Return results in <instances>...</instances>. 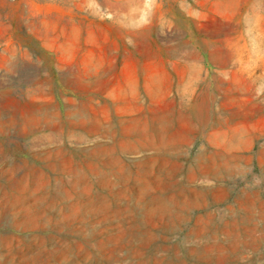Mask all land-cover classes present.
I'll return each instance as SVG.
<instances>
[{
  "label": "rangeland",
  "instance_id": "374dc122",
  "mask_svg": "<svg viewBox=\"0 0 264 264\" xmlns=\"http://www.w3.org/2000/svg\"><path fill=\"white\" fill-rule=\"evenodd\" d=\"M261 41L264 0H0L1 260L209 264L223 215L264 225Z\"/></svg>",
  "mask_w": 264,
  "mask_h": 264
},
{
  "label": "bare ground",
  "instance_id": "6f19581e",
  "mask_svg": "<svg viewBox=\"0 0 264 264\" xmlns=\"http://www.w3.org/2000/svg\"><path fill=\"white\" fill-rule=\"evenodd\" d=\"M5 115V114H4ZM15 119V118H14ZM20 121V120H18ZM18 121H11L10 125L13 123L14 125L16 124V122L18 123ZM36 122L31 124V125H27L25 122H24V134H33L35 131H37L38 129L40 128H48L50 127V120H48V118H45L43 116H39L36 120ZM200 124V123H199ZM22 129V128H21ZM6 130V128H5ZM9 129H7L8 131ZM46 130V129H45ZM4 131V130H3ZM23 131V130H22ZM44 131V130H43ZM9 132V131H8ZM3 134H5L4 132H2ZM10 133V132H9ZM23 134V133H22ZM20 135V133H19ZM41 137V135H40ZM180 154V153H179ZM5 158L7 156H4ZM9 158V157H8ZM2 159V158H1ZM0 159V160H1ZM13 161V160H12ZM196 161V159H195ZM8 161H3L1 163H5L6 164H9V162L7 163ZM202 162V161H201ZM13 163V162H12ZM11 163V164H12ZM14 164V163H13ZM18 164V163H17ZM198 164V163H197ZM10 165V164H9ZM22 165V164H21ZM27 165V164H26ZM25 165V166H26ZM220 165V163H219ZM19 166V165H18ZM221 166V165H220ZM219 166V167H220ZM223 166V164H222ZM225 166V165H224ZM223 166V168H224ZM202 167V166H201ZM226 167V166H225ZM2 168V167H1ZM16 168V166H15ZM14 168V169H15ZM72 168V167H71ZM204 168V167H203ZM230 168V167H229ZM228 168V169H229ZM11 169V168H10ZM17 169V168H16ZM19 169V168H18ZM17 169V170H18ZM68 169H70L68 167ZM227 169V167H226ZM221 170V169H220ZM230 170V169H229ZM70 171V170H69ZM226 171V170H225ZM224 171V172H225ZM57 172V171H55ZM89 172V171H88ZM188 172V171H187ZM200 172V171H199ZM4 173H7V172H0V175H4ZM68 173V172H67ZM74 174V172H71ZM93 173V172H92ZM91 173V174H92ZM98 173V172H97ZM140 173V172H139ZM214 173V172H213ZM212 174V172H211ZM200 175V174H199ZM219 175V174H218ZM217 175V176H218ZM221 175V174H220ZM224 175V174H223ZM89 176V175H88ZM99 176V175H98ZM185 176V174H184ZM202 177V176H200ZM101 178V177H100ZM198 178V177H197ZM218 178V177H216ZM7 179L12 181L13 178V175H7ZM181 179V178H180ZM189 179H191L189 177ZM98 180V179H97ZM179 180V178H178ZM182 180V179H181ZM15 180H13L14 182ZM185 182V181H184ZM186 183V182H185ZM189 183V182H188ZM187 183V184H188ZM12 184V182H11ZM60 184V183H59ZM165 184V183H164ZM167 184V183H166ZM186 184V185H187ZM185 185V184H184ZM189 185V184H188ZM166 187V185L164 186ZM181 188V187H180ZM166 189V188H165ZM31 190V189H30ZM191 190V189H190ZM34 191V189L32 190ZM163 191V190H162ZM226 191V190H225ZM224 192V191H223ZM35 193V192H34ZM77 193V192H76ZM160 193V192H159ZM176 193V192H175ZM180 193V192H179ZM249 193V192H248ZM56 194V193H55ZM79 194V193H78ZM84 195V194H83ZM50 196V195H49ZM56 197V196H55ZM180 197V196H179ZM243 197V196H242ZM10 197H8L7 199H9ZM12 198L14 199L13 201V204L14 203H18V201H20V198L16 195H13ZM144 198V197H143ZM157 198V197H156ZM237 199V198H236ZM247 199V198H246ZM138 200H140L138 198ZM12 201V200H11ZM42 201V199H41ZM214 201V199H213ZM244 201V200H243ZM246 201V200H245ZM250 201V200H248ZM9 202V201H8ZM254 202V201H253ZM172 203V202H171ZM213 203V202H212ZM248 203V202H247ZM258 203V202H257ZM12 203L9 202V204H7L6 202L3 203V210H0V215H2V221L5 219V218H8V213L9 211L11 210V207L13 208V204L11 205ZM177 204V203H176ZM175 204V205H176ZM242 204V203H241ZM249 204V203H248ZM14 205H18V204H14ZM169 205V204H168ZM209 205V204H207ZM211 205V204H210ZM261 205V203H260ZM38 206V205H36ZM171 206V205H170ZM169 206V207H170ZM244 206V204L242 205V207ZM165 207V206H164ZM181 206H178L177 208H179ZM240 208V207H239ZM258 208V207H257ZM28 209L27 206L23 205L21 209L19 210H16L15 208H13V211L12 213L13 214H18L17 211L19 212L20 210H22V212H26V210ZM118 209V207H117ZM243 210L242 214H240V216H234V215H231V216H227V215H223L221 217L222 220H224L223 223H225V227L224 228H219L218 226H216V223L214 222L213 225L216 227L213 228L212 227V230H211V236L210 238L207 237V240H204L203 242L204 243V248H206L207 250V253L205 254H202V252H200V248H192V250L190 249V253L191 255H195V256H199L201 258H204V260L207 262H209V264H211L210 262H215L217 264H236V263H239L241 262L242 260H244L245 258H247V253H252V264H259V258H261V254H260V247L263 245L264 246V225H260L259 222L257 221V216H256V208H255V205L254 204H249L243 208H241ZM259 209V208H258ZM110 210V208H109ZM123 210V209H122ZM179 210V209H178ZM236 210V209H235ZM238 210V209H237ZM169 211V209H168ZM166 211V212H168ZM171 211V210H170ZM234 211V210H233ZM111 212V211H110ZM176 212V211H175ZM178 212V211H177ZM184 212V210L182 211ZM180 212V213H182ZM11 213V214H12ZM173 214V213H172ZM209 214V213H208ZM214 214V213H213ZM235 214V212H234ZM239 214V213H238ZM131 215V214H130ZM177 216H180L179 213H176ZM13 216V215H12ZM122 216V215H121ZM123 216H125L123 214ZM122 216V217H123ZM162 216V214H161ZM160 216V217H161ZM165 216V215H164ZM163 216V217H164ZM173 216V215H171ZM175 216V215H174ZM176 216V217H177ZM127 217V215H126ZM169 217V216H168ZM185 217V214L183 216V218ZM52 218V216H51ZM125 218V217H124ZM170 218H173V217H170ZM200 218V217H199ZM219 217H217L218 219ZM163 219V218H162ZM178 219V218H177ZM180 219V218H179ZM8 220V219H7ZM50 220V218H49ZM152 220V219H151ZM164 220V219H163ZM182 220V218H181ZM184 220V219H183ZM10 221V220H9ZM12 221V220H11ZM148 221V220H147ZM185 221V220H184ZM1 222V220H0ZM7 222V221H6ZM34 222V221H33ZM51 222V221H50ZM61 222V221H60ZM175 222V220H174ZM182 222V221H180ZM30 223V221L28 222ZM27 221H21L20 223L18 222V225H17V228L20 229V228H28L27 226H31V225H28ZM32 223V222H31ZM59 223V222H58ZM74 223V222H73ZM164 223V222H163ZM183 223V222H182ZM222 223V222H221ZM40 224V223H39ZM57 224V223H56ZM65 223H63L64 225ZM159 224V223H158ZM4 225V223H3ZM75 225V224H74ZM164 225V224H163ZM221 225V224H220ZM34 226V225H33ZM32 226V227H33ZM55 226V225H54ZM165 226V225H164ZM169 226V224H168ZM48 227V225H47ZM60 227V226H59ZM167 227V226H166ZM178 227V226H177ZM222 227V226H221ZM35 228V227H34ZM41 228V227H39ZM44 228V226L42 227V229ZM54 228V227H53ZM160 228V227H159ZM30 229V228H29ZM32 229V228H31ZM57 229V228H56ZM150 229V228H149ZM164 229V228H163ZM172 229V228H171ZM208 229V228H207ZM82 230V229H81ZM132 230V229H131ZM130 230V231H131ZM137 230V229H136ZM141 230V229H140ZM177 230V229H176ZM83 231V230H82ZM85 231V230H84ZM92 231V230H91ZM208 230H206L205 233H207ZM210 231V230H209ZM208 231V232H209ZM81 232V231H80ZM218 233H224L225 237L224 239H221L218 235ZM258 233H261L260 234V238H257V234ZM89 234V233H88ZM197 235L198 236V232L196 230H192L190 231V233L187 235V237H192L194 235ZM137 235V234H136ZM200 235V234H199ZM97 236V235H96ZM117 236V235H116ZM221 236V235H220ZM99 238V237H98ZM133 238H136V237H133ZM139 238V237H138ZM3 240H8L9 237L7 236H2L1 238ZM39 239V238H38ZM57 239V238H56ZM54 240V239H53ZM70 240V239H69ZM135 240V239H134ZM139 241V240H138ZM52 242V241H51ZM60 242V241H59ZM71 242V241H70ZM73 242V241H72ZM91 243V242H90ZM136 243V242H135ZM45 244V243H44ZM56 244V243H55ZM69 244V243H68ZM71 244V243H70ZM129 244V243H128ZM98 245V244H97ZM136 246V245H135ZM134 247V246H133ZM130 248V247H128ZM164 248V247H162ZM39 250V248H38ZM58 250V249H55V251ZM131 250V249H130ZM161 250V249H160ZM159 250V251H160ZM166 250V249H164ZM170 251V250H168ZM178 251V250H177ZM42 254V251L40 250L38 252V254ZM177 253V252H176ZM11 254V253H10ZM52 254H55L52 253ZM156 254V253H155ZM154 254V255H155ZM175 254V253H174ZM135 255V254H134ZM179 255V254H178ZM172 256V255H171ZM29 257V256H28ZM42 257V256H41ZM176 257V260L178 263L177 264H184V262L182 261V259H180L181 257L179 256H175ZM24 258V257H23ZM138 258V257H137ZM158 258V257H157ZM195 258V257H194ZM193 258V259H194ZM200 258V259H201ZM249 258V257H248ZM37 259H40L39 256ZM36 259V260H37ZM133 259V258H132ZM141 259V258H140ZM251 259V258H250ZM249 259V260H250ZM142 260V259H141ZM203 260V261H204ZM28 261V260H27ZM201 261V260H200ZM246 261V260H245ZM251 261V260H250ZM30 262V261H29ZM158 263V261H155ZM161 264H174L173 263V259L170 257V258H165V259H161ZM159 262V263H160ZM31 263V262H30ZM153 263V262H152ZM0 264H12L11 260L10 259H5V260H1L0 258ZM14 264V263H13ZM27 264V263H26ZM129 264V263H128ZM246 264V263H244Z\"/></svg>",
  "mask_w": 264,
  "mask_h": 264
},
{
  "label": "crops",
  "instance_id": "0c3cea01",
  "mask_svg": "<svg viewBox=\"0 0 264 264\" xmlns=\"http://www.w3.org/2000/svg\"><path fill=\"white\" fill-rule=\"evenodd\" d=\"M262 45H264V41H261V46H262ZM260 54L263 55L264 53H261V50H260ZM25 135L28 136V135H31V134H25ZM44 139H45L44 136H41V137L36 138V139L32 142L31 146H32V147L37 146V144L43 142ZM20 183H25V182H20ZM27 186H28V184L25 185L26 188H27ZM17 190L20 191V190H22V189H21L20 187L17 186ZM1 219H2V215H0V220H1Z\"/></svg>",
  "mask_w": 264,
  "mask_h": 264
}]
</instances>
